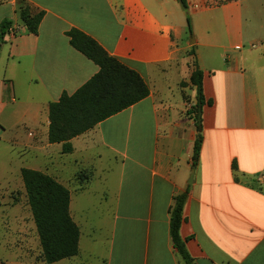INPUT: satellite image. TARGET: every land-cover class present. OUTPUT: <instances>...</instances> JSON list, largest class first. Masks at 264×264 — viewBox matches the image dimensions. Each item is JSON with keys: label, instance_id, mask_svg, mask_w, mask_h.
I'll list each match as a JSON object with an SVG mask.
<instances>
[{"label": "crops", "instance_id": "crops-1", "mask_svg": "<svg viewBox=\"0 0 264 264\" xmlns=\"http://www.w3.org/2000/svg\"><path fill=\"white\" fill-rule=\"evenodd\" d=\"M0 0V264H264V0ZM22 5L44 13L27 31ZM78 30L136 71L150 94L71 140L50 143V105L100 70L72 47ZM16 32V33H13ZM193 52V54H192ZM204 143L193 166L198 121ZM23 169L70 191L77 255L48 263ZM194 170L193 181L191 175Z\"/></svg>", "mask_w": 264, "mask_h": 264}, {"label": "trees", "instance_id": "trees-1", "mask_svg": "<svg viewBox=\"0 0 264 264\" xmlns=\"http://www.w3.org/2000/svg\"><path fill=\"white\" fill-rule=\"evenodd\" d=\"M187 11L192 33V22L187 0H179ZM20 16L28 32L37 34L44 13L33 14L22 5ZM10 26L2 24L0 47ZM72 47L84 54L100 68L99 72L73 95L64 93L58 102L50 105V143H62L63 152L73 150L71 140L93 129L100 122L137 104L150 94L147 82L140 74L110 56L95 40L81 31L68 34ZM193 54V52H192ZM190 82L196 87L198 103L194 107L198 121V135L194 146L193 166L199 163L204 143L201 109L203 72L194 64ZM23 179L48 263L73 257L79 252V229L70 215V191L51 176L23 169ZM188 191L177 196L171 209L170 229L174 248L185 264H194L180 230L184 221V207Z\"/></svg>", "mask_w": 264, "mask_h": 264}, {"label": "built area", "instance_id": "built-area-1", "mask_svg": "<svg viewBox=\"0 0 264 264\" xmlns=\"http://www.w3.org/2000/svg\"><path fill=\"white\" fill-rule=\"evenodd\" d=\"M13 33H16V32H13ZM259 182H262L264 180V174H261L258 179H257Z\"/></svg>", "mask_w": 264, "mask_h": 264}, {"label": "water", "instance_id": "water-1", "mask_svg": "<svg viewBox=\"0 0 264 264\" xmlns=\"http://www.w3.org/2000/svg\"><path fill=\"white\" fill-rule=\"evenodd\" d=\"M193 177H194V170H193V172H192V175H191V182L193 181Z\"/></svg>", "mask_w": 264, "mask_h": 264}, {"label": "rangeland", "instance_id": "rangeland-1", "mask_svg": "<svg viewBox=\"0 0 264 264\" xmlns=\"http://www.w3.org/2000/svg\"><path fill=\"white\" fill-rule=\"evenodd\" d=\"M189 37H190V40H191L193 38V34L191 33Z\"/></svg>", "mask_w": 264, "mask_h": 264}]
</instances>
